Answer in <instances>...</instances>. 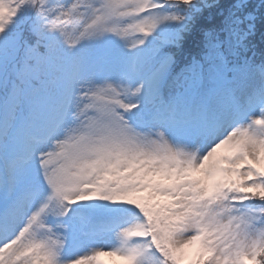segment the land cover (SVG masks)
Listing matches in <instances>:
<instances>
[{
  "label": "snow or ice",
  "instance_id": "obj_1",
  "mask_svg": "<svg viewBox=\"0 0 264 264\" xmlns=\"http://www.w3.org/2000/svg\"><path fill=\"white\" fill-rule=\"evenodd\" d=\"M0 264H264V0H0Z\"/></svg>",
  "mask_w": 264,
  "mask_h": 264
}]
</instances>
